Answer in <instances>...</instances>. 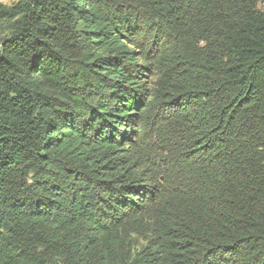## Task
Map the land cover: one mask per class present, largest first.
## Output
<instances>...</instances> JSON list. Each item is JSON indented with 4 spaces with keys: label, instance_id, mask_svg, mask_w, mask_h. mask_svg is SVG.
Masks as SVG:
<instances>
[{
    "label": "trees",
    "instance_id": "16d2710c",
    "mask_svg": "<svg viewBox=\"0 0 264 264\" xmlns=\"http://www.w3.org/2000/svg\"><path fill=\"white\" fill-rule=\"evenodd\" d=\"M7 12L0 264H264V0Z\"/></svg>",
    "mask_w": 264,
    "mask_h": 264
},
{
    "label": "rangeland",
    "instance_id": "374dc122",
    "mask_svg": "<svg viewBox=\"0 0 264 264\" xmlns=\"http://www.w3.org/2000/svg\"><path fill=\"white\" fill-rule=\"evenodd\" d=\"M19 1L20 0H0V39L9 34L13 22L17 18L16 16H11V12H7V10L11 9L12 7H15L19 3ZM149 79L152 78L150 77ZM131 239L132 241H134L137 247H140L145 243L144 236L142 233L131 234Z\"/></svg>",
    "mask_w": 264,
    "mask_h": 264
}]
</instances>
